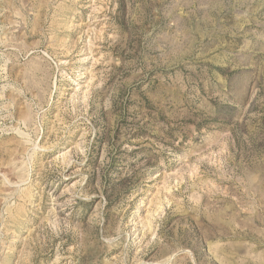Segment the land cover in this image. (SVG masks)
Listing matches in <instances>:
<instances>
[{"label":"rangeland","instance_id":"374dc122","mask_svg":"<svg viewBox=\"0 0 264 264\" xmlns=\"http://www.w3.org/2000/svg\"><path fill=\"white\" fill-rule=\"evenodd\" d=\"M0 264H264V0H0Z\"/></svg>","mask_w":264,"mask_h":264}]
</instances>
